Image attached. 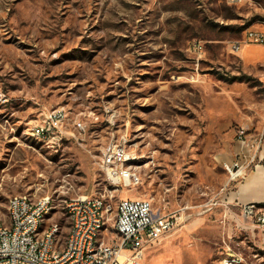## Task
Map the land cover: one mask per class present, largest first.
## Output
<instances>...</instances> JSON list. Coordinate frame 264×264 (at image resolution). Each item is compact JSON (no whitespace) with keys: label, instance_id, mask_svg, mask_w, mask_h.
<instances>
[{"label":"rangeland","instance_id":"374dc122","mask_svg":"<svg viewBox=\"0 0 264 264\" xmlns=\"http://www.w3.org/2000/svg\"><path fill=\"white\" fill-rule=\"evenodd\" d=\"M263 25L264 0H0V225L12 196L51 195L40 232L58 222L61 248L67 199L111 194L101 150L126 136L140 181L113 191L114 206L139 197L176 219L146 264H264L257 232L225 215L202 159L210 124L264 132V67L230 51ZM56 108L67 137L36 140Z\"/></svg>","mask_w":264,"mask_h":264},{"label":"built area","instance_id":"2783aa9c","mask_svg":"<svg viewBox=\"0 0 264 264\" xmlns=\"http://www.w3.org/2000/svg\"><path fill=\"white\" fill-rule=\"evenodd\" d=\"M245 44L264 46V26L246 29L243 39L230 43L231 53L238 56ZM192 47L194 51H203L200 42L193 43ZM67 119L65 109H52L33 131L45 134L52 145L58 144L67 137ZM76 127L82 129V123L78 122ZM236 140L239 150L233 162L226 165L229 183L242 181L256 167L264 149V132L251 134L250 128L241 125L236 130ZM126 143V136L118 141L113 136L101 150L99 167L113 191L140 181L138 173L127 167L135 156L127 150ZM113 191L110 195L81 194L67 199L70 210L78 215V223L76 231L68 232L61 248H58L61 234L58 222L50 223V232L34 233L36 216L48 215V206H54L53 197L42 196L41 202L31 203L25 202L27 194L14 195L15 222L0 225V264H146L145 252L173 230L176 219L171 215H157L152 202L139 197H120L114 206ZM262 205L237 203V210L231 212L237 227L257 232L264 249ZM102 211H109L110 215L112 211H119V221L102 220ZM116 230H123V237H116Z\"/></svg>","mask_w":264,"mask_h":264},{"label":"crops","instance_id":"0c3cea01","mask_svg":"<svg viewBox=\"0 0 264 264\" xmlns=\"http://www.w3.org/2000/svg\"><path fill=\"white\" fill-rule=\"evenodd\" d=\"M239 58L242 63L248 68L255 70L257 67H264V46L258 44H245L242 46ZM248 128H252L250 124H246ZM208 143L204 149L202 159L206 155L209 160L207 164V174L212 176L210 184L212 188H217V196H220V201L225 208V215L233 217L231 210H237L235 204L257 202L264 204V165L258 164L263 160L261 157L245 179L240 182H228L224 169L226 165L233 162L240 144L236 140V132L229 128L227 123L210 124L207 129ZM206 162V161H205ZM262 166V172L259 167ZM260 172V173H259ZM263 175V178L258 180V177ZM219 185V187H218Z\"/></svg>","mask_w":264,"mask_h":264},{"label":"bare ground","instance_id":"6f19581e","mask_svg":"<svg viewBox=\"0 0 264 264\" xmlns=\"http://www.w3.org/2000/svg\"><path fill=\"white\" fill-rule=\"evenodd\" d=\"M264 26V25H263ZM249 29H253V28H249ZM32 136L38 140L41 141L43 143L46 144H51V141H49V139L47 138V136L45 134H40V133H34V131L32 130ZM262 166L259 167V171L262 172ZM259 172V173H260ZM127 173V171H126ZM263 175L261 173V175L258 177V180L262 179ZM42 201V196L40 197H32L30 195H25V202H31V203H39ZM8 208H9V222H15V208H14V199L13 196L9 199L8 202ZM53 209V206H48V213H50V211ZM65 211L66 214L71 222V226H70V230L69 231H76L77 229V223H78V215L75 214L74 210H70V203L67 200L66 201V205H65ZM115 212L113 213V215H110L109 211H102V220H108L111 221L113 219V223H117L119 221V211H112ZM111 212V214H112ZM44 221V217L43 216H36V220L34 223V233H43V232H50V224L49 226L44 229L42 232H40V228L42 227ZM116 237H123V230H116ZM0 242H1V235H0Z\"/></svg>","mask_w":264,"mask_h":264}]
</instances>
